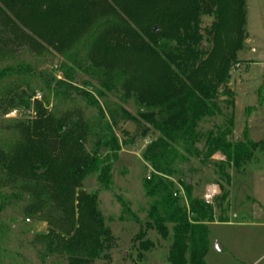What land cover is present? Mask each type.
<instances>
[{
	"label": "trees",
	"instance_id": "1",
	"mask_svg": "<svg viewBox=\"0 0 264 264\" xmlns=\"http://www.w3.org/2000/svg\"><path fill=\"white\" fill-rule=\"evenodd\" d=\"M246 1L0 0V16L13 30L18 26L8 12L41 40L28 36L37 54L54 57L55 52L63 58L58 69L62 79L34 70L32 62L0 66V112L12 109L17 96L26 95L34 102L28 99L25 107L33 106L35 113L0 134V167L7 173V182L0 186V264H47L55 254L66 255V264H92L111 247L113 235L97 195L81 188L92 172L100 185H110L121 145L113 129L115 113L113 123L105 119L98 97L119 88H126L128 95L134 89L141 104L157 110L142 114L160 134L143 157L156 171L148 192H164L163 214L152 209L155 225L163 237L168 235L166 223L173 226L168 261L207 264L208 223L215 222L222 201L216 205L197 196L191 181L184 179L182 207L169 177L188 172L190 156L207 159L220 153L223 160L216 166L223 173L252 157L255 143L247 129L244 139H229L233 121L227 129L209 134L205 147L198 130L202 120L223 113L220 96L234 97L227 83L245 43ZM204 15L214 20L203 29ZM205 37L212 43L209 51L201 47ZM88 60L103 69L96 91L76 79ZM23 86L31 90L28 95ZM19 91L22 95L16 94ZM263 103L264 81L258 106ZM91 109L101 115L92 125L84 114ZM255 109L248 107L247 114ZM90 134L96 138L92 152L85 147ZM221 190L223 200V185ZM13 206L24 208L29 216L44 214L50 230L32 233L10 223L6 213Z\"/></svg>",
	"mask_w": 264,
	"mask_h": 264
},
{
	"label": "rangeland",
	"instance_id": "2",
	"mask_svg": "<svg viewBox=\"0 0 264 264\" xmlns=\"http://www.w3.org/2000/svg\"><path fill=\"white\" fill-rule=\"evenodd\" d=\"M8 15L18 29L13 30L11 22L0 16V66L16 67L20 63L32 62L30 64H33L34 70L53 72L55 77L62 79L63 73L58 71L62 56L55 52L54 57L37 54L33 44L28 42V36L41 40L23 27L11 12ZM213 20V16L204 15L203 29L210 27ZM245 30L244 47L232 63L227 83L234 97L220 96L218 104L223 113L202 120L198 130L200 145L205 147L209 134L227 129L233 121L234 131L229 139H244L247 129L248 136L255 143L252 157L240 168L230 167L223 173L216 166L223 160L220 153L207 159L190 156L188 172L169 177L175 184L173 191L182 207L186 205L182 187L184 179L191 181L197 196L216 205L222 201L216 210L215 222L208 223L210 244L205 257L207 264H264V103L258 106L259 88L264 81V0L246 1ZM201 47L209 51L212 43L205 37ZM88 63L76 73V79L89 84L85 89L96 91L101 85L103 69L91 65L89 60ZM12 78L22 82L17 76ZM23 87L28 95L31 90ZM129 91L128 95L126 88H119L106 91L105 96L98 97L107 116L105 119L113 123L111 113H115L113 129L121 146L112 164L110 185H100L97 173L92 172L85 178L81 188L86 193L97 195L98 208L113 235L111 247L106 248L103 255L92 264H171L168 255L174 240L173 226L166 223L168 235L163 237L155 225L152 209L156 207L163 214L160 195L164 192L161 189L154 193L148 192V181L155 179L156 171L143 157L147 147L160 134L159 130L145 121L142 114L156 113L157 110L141 104L134 89ZM16 94L22 95L20 91ZM41 98L36 97L38 100ZM28 99L26 95L17 96L12 109L1 110V135L3 130L35 114L33 106L29 110L25 107ZM228 99L235 100L234 106L226 101ZM29 100L34 102V98ZM248 107L256 109L248 115ZM84 114L90 125L98 117L101 118L94 109L86 110ZM95 143V136L90 134L85 142L86 150L92 152ZM178 163L183 164L181 161ZM6 174L0 167V186L7 182ZM222 185L227 193L223 200ZM23 209L19 206L9 208L6 218L10 223L15 222L32 233L50 230V223L44 214L29 216ZM221 219L225 221L220 222ZM68 260L64 254H55L47 259V264H66Z\"/></svg>",
	"mask_w": 264,
	"mask_h": 264
},
{
	"label": "built area",
	"instance_id": "3",
	"mask_svg": "<svg viewBox=\"0 0 264 264\" xmlns=\"http://www.w3.org/2000/svg\"><path fill=\"white\" fill-rule=\"evenodd\" d=\"M214 156H217V154H215ZM214 156H213V157H214ZM208 196H210V195H208ZM207 201L210 202L208 199H207Z\"/></svg>",
	"mask_w": 264,
	"mask_h": 264
},
{
	"label": "water",
	"instance_id": "4",
	"mask_svg": "<svg viewBox=\"0 0 264 264\" xmlns=\"http://www.w3.org/2000/svg\"><path fill=\"white\" fill-rule=\"evenodd\" d=\"M154 30L157 31V27H155Z\"/></svg>",
	"mask_w": 264,
	"mask_h": 264
}]
</instances>
